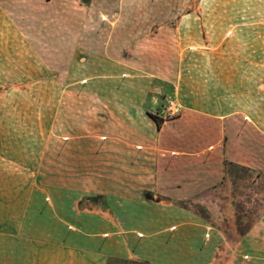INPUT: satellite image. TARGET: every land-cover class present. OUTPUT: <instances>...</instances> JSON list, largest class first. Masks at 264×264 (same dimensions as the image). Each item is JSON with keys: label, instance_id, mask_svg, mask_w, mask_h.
<instances>
[{"label": "crops", "instance_id": "crops-1", "mask_svg": "<svg viewBox=\"0 0 264 264\" xmlns=\"http://www.w3.org/2000/svg\"><path fill=\"white\" fill-rule=\"evenodd\" d=\"M94 1L0 0V74L77 96L48 102L41 179L0 183V219L6 202L25 223L4 239L0 223V264H211L215 242L176 203L225 162L264 171V8L205 4L149 35L140 3L104 25Z\"/></svg>", "mask_w": 264, "mask_h": 264}, {"label": "rangeland", "instance_id": "rangeland-1", "mask_svg": "<svg viewBox=\"0 0 264 264\" xmlns=\"http://www.w3.org/2000/svg\"><path fill=\"white\" fill-rule=\"evenodd\" d=\"M235 2L260 4L262 6L259 10L264 8V0H96L89 12L92 16L87 11L86 18L92 17L100 24L111 25L116 19L135 18L136 11L132 5L140 3L143 8L140 14L148 25H155L149 32L152 35L159 25H165L169 19L174 22L193 12L202 13L197 11L203 8L202 5ZM259 16L264 18V12ZM49 79L48 82V78L42 80L38 75L0 74L2 185L15 179H41L42 146L43 137L48 132V113L54 112L51 116L54 115L53 120L57 127L56 114L59 109L49 106L48 102L77 97L73 90L60 89L54 77ZM225 163L226 172L220 184L199 189L193 197L177 202L176 205L191 212L193 220L206 227L203 240L215 242L211 264H264V171ZM6 205L3 202V206L7 207ZM4 207L0 219L3 239L7 235L6 229L12 223H19L18 227L25 224L21 219L17 223L16 220H10ZM6 254L7 251L3 248V257H7ZM2 263L8 264V261L3 259Z\"/></svg>", "mask_w": 264, "mask_h": 264}, {"label": "built area", "instance_id": "built-area-1", "mask_svg": "<svg viewBox=\"0 0 264 264\" xmlns=\"http://www.w3.org/2000/svg\"><path fill=\"white\" fill-rule=\"evenodd\" d=\"M179 111V106H177L173 100H168L166 105L162 108L161 116L164 120L174 119L180 114Z\"/></svg>", "mask_w": 264, "mask_h": 264}, {"label": "trees", "instance_id": "trees-1", "mask_svg": "<svg viewBox=\"0 0 264 264\" xmlns=\"http://www.w3.org/2000/svg\"><path fill=\"white\" fill-rule=\"evenodd\" d=\"M78 1L86 7H88L90 5V2H91V0H78ZM151 117L157 122V126L160 127V123H159L158 119L152 115H151ZM225 166H226V163H225ZM145 198L151 199V197L148 194L145 195Z\"/></svg>", "mask_w": 264, "mask_h": 264}]
</instances>
